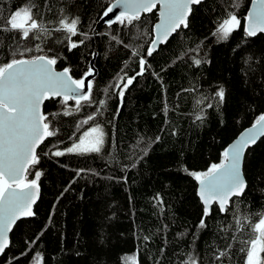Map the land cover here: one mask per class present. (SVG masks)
Returning <instances> with one entry per match:
<instances>
[{
    "label": "trees",
    "instance_id": "obj_1",
    "mask_svg": "<svg viewBox=\"0 0 264 264\" xmlns=\"http://www.w3.org/2000/svg\"><path fill=\"white\" fill-rule=\"evenodd\" d=\"M114 1L34 0L37 6L46 4L38 23L47 34L41 33L39 41H20L0 33V65L8 62V49L16 44L23 51L40 43L48 55L57 54L56 69L69 67L74 79L94 64L93 99L105 101L102 114L79 130L77 122L95 112V104L76 111L70 99L73 114L65 115L62 97L45 101V122L51 121L49 131H58L38 148L40 163L26 174L28 181L41 172L40 199L35 216L13 226L0 264H130L123 258L132 253L137 264H186L189 257L198 264H246V251L240 249L258 235L253 226L264 216V137L245 152L246 191L226 212L212 206L205 228L198 227L204 207L191 173L223 162L229 143L264 113V33L245 36L252 0L202 1L193 7L188 27L151 57L146 52L158 7L132 25L109 27L100 16ZM21 5L27 7L25 0H0V19ZM233 12L240 27L227 39H217L213 32ZM77 17L76 35L57 30L61 19L71 23ZM69 36L71 42L83 39L84 44L69 51ZM40 54L25 53V58ZM140 56L151 68L137 77L121 105L114 86L124 72L131 76L139 71ZM220 86L225 98L217 106L214 95ZM93 123L107 133L100 154L52 155L70 147ZM157 136L159 142L153 143ZM79 169L87 171L76 176ZM157 193L162 205L153 199ZM229 244L228 258L216 260ZM260 256L264 262V252Z\"/></svg>",
    "mask_w": 264,
    "mask_h": 264
},
{
    "label": "snow or ice",
    "instance_id": "obj_2",
    "mask_svg": "<svg viewBox=\"0 0 264 264\" xmlns=\"http://www.w3.org/2000/svg\"><path fill=\"white\" fill-rule=\"evenodd\" d=\"M202 0H116L114 5L108 6L100 19L109 27L113 23H120L125 27L132 25L133 21L140 20V13H149L160 3L161 23L156 24L153 29V38L149 42L146 52L151 57L161 44L167 43L172 33L176 32L181 26L188 27V17L192 13V5H199ZM25 5L19 6L6 18L0 19V33L6 32L13 34V39L18 36L20 41L41 39V33L47 34V29L42 28L38 20L42 17V6H37L34 0H25ZM122 7L124 10L113 18L105 19L115 8ZM129 9L133 11L129 13ZM2 17V14H0ZM79 18H73L71 23L67 18L59 21V30H66L70 35H76V28ZM247 28L246 37H256L258 33H264V0H255L254 9L246 17ZM241 21L235 13H228L227 18L223 19L213 36L224 40L237 28ZM87 37V34H83ZM113 40L116 37H112ZM68 50L78 48L84 44L81 39L78 42H71L68 37ZM49 52L51 49L48 50ZM25 53H42L25 58ZM10 59L8 62L0 65V253H3L9 245L8 234L13 225L22 217H33L35 212L32 206L36 203L39 194L38 181L41 178V172H35V178L26 181L25 172L28 168L35 167L40 163V158L36 153L37 147L50 136L56 134V131H49L51 121L45 122L47 117L41 112V105L46 99L62 97L60 103L65 115H72L67 101H75V110L79 111L84 106L96 105V111L88 115L83 121L77 122V130L89 121H95L97 115L102 114L105 101L98 102L93 99V83L95 80V66L90 65L87 71L80 79H73L70 76L71 69L65 67L63 71L54 70L57 63V54L48 55L45 50L36 43L32 48H24L19 51V45L8 49ZM94 55V54H93ZM133 55H137L134 51ZM199 65V59L194 60ZM148 62L144 56L139 57V71L128 76L127 72L119 77L115 84L118 89V96L123 104L125 93L137 80V77L143 76L151 68L145 67ZM163 71V69H162ZM159 75L157 73H153ZM91 77V79H89ZM87 81V85L85 84ZM108 89H105L107 93ZM188 91V90H184ZM225 89L220 86L214 95L217 106L224 102ZM83 102V103H82ZM208 108L213 104L209 103ZM165 114L167 106L165 105ZM56 115V114H53ZM202 115H197L196 119L203 120ZM163 131V130H162ZM93 134H96L93 139ZM76 133L73 132L72 136ZM72 136L69 139H72ZM105 133L101 125L93 123L87 130L81 132L75 142L63 151L56 150L52 153L55 157L65 154H76L80 156L100 154L104 148ZM264 137V113H261L255 120L252 128L247 130L242 139H240L230 150H225L224 161L219 164H212L206 172H192L191 175L199 182V196L205 206L204 214L198 227L205 228V218L211 213V202L216 201L221 212L226 211L228 201L232 196H241L247 183L242 176V154L257 141ZM157 136L155 142H159ZM139 143V142H138ZM143 154L147 155V149H143ZM143 157H141L142 159ZM135 167V164L132 165ZM87 170L79 169L76 176L85 173ZM127 180V177H124ZM74 182V180L72 181ZM66 187L61 193L67 192L71 186ZM159 204H163V199L159 193L153 198ZM161 211L163 209L161 208ZM237 230L242 227L240 219H236ZM254 233H258L255 238L247 242V247L241 248L246 251V264H264L260 253L264 252V216L253 226ZM36 239H39V235ZM145 240L148 238L145 237ZM35 240L32 242L35 244ZM227 245L225 250L219 251L215 259L222 261L228 258ZM23 255V254H22ZM186 264H198L193 257H189Z\"/></svg>",
    "mask_w": 264,
    "mask_h": 264
},
{
    "label": "water",
    "instance_id": "obj_3",
    "mask_svg": "<svg viewBox=\"0 0 264 264\" xmlns=\"http://www.w3.org/2000/svg\"><path fill=\"white\" fill-rule=\"evenodd\" d=\"M202 1H204V0H202ZM254 2H255V0H252L251 1V3H250V6H249V10H248V13H247V16H248V14L251 12V11H253V9H254ZM116 3V0L114 1V2H112V5H114ZM195 5H192V11H193V7H194ZM156 7H158V19H157V21L155 22V24H154V26L156 25V24H159V23H161V20H162V18H161V16H160V10H161V5H160V3H157V5H156ZM124 9L122 8V7H118V8H115L114 9V12L113 13H110L109 14V16L108 17H105V19H110V18H113L115 15H117V14H119L121 11H123ZM129 11V13H131L133 10L132 9H129L128 10ZM142 14H145V13H140V16H142ZM191 15V14H190ZM190 15H189V17H188V22H189V18H190ZM103 21V20H102ZM244 24H245V28H247V22L245 21L244 22ZM153 26V27H154ZM181 28H184L183 26H181L179 29H177V31L178 30H180ZM176 31V32H177ZM176 32H174V33H172V35L168 38V39H170V38H172V36L173 35H175L176 34ZM259 34V33H258ZM263 34V33H262ZM165 44V43H164ZM161 45H163V44H161ZM54 70L55 71H57V72H61V71H63V70H57L56 69V65H54ZM70 76H71V73H70ZM72 77V76H71ZM73 78V77H72ZM91 77H89V79H90ZM74 79V78H73ZM85 84L87 85V81H85ZM47 100V99H46ZM45 100V101H46ZM45 101L43 102V104L41 105V112L45 115V113H44V104H45ZM254 125V124H253ZM253 125H250V126H247V127H245V129H243L239 134H238V136L234 139V140H232V142L228 145V147H227V149L226 150H230L231 149V147L233 146V145H235L240 139H242V137L245 135V134H247V130L248 129H250V128H252L253 127ZM263 137H261L260 139H262ZM47 139V138H46ZM45 139V140H46ZM259 139V140H260ZM44 140V141H45ZM258 140V141H259ZM44 141H43V143H44ZM257 141V142H258ZM43 143H41L38 147H37V149H36V153L38 154V148H40L41 147V145L43 144ZM246 152V151H245ZM245 152L242 154V176H243V178L245 179L246 178V176H245V174H244V167H243V165H244V160H245ZM31 167V166H30ZM30 167L28 168V170L25 172V178H26V174L28 173V171H29V169H30ZM245 181H246V183H247V179H245ZM247 185H248V183H247ZM40 187V186H39ZM246 189H247V187L244 189V191H246ZM40 192H41V189L39 188V194H38V198H37V200H36V203L32 206V208H33V211H34V209H35V205L37 204V202H38V199H40ZM196 194H198V196H199V182H198V186H197V193ZM244 194V193H243ZM242 194V195H243ZM241 195V196H242ZM235 197H237V196H232V197H230V199H229V201H228V204H227V208L229 207V205L231 204V202H232V200H233V198H235ZM240 197V196H239ZM199 198H200V196H199ZM200 200H201V198H200ZM201 202H202V200H201ZM203 203V202H202ZM214 204H216L217 205V207H219V205H218V203L216 202V201H212L211 202V206H213ZM204 205V204H203ZM204 208H205V206H203ZM227 208H226V210H227ZM211 210H212V207H211ZM224 212H226V211H224ZM22 218H24V217H22ZM21 218V219H22ZM21 219H19V220H21ZM19 220H17L16 221V223L19 221ZM15 223V224H16ZM15 224L13 225V226H15ZM12 231H13V227H12V230L9 232V234H8V237H9V244H10V240H11V233H12ZM9 246V245H8ZM7 249V248H6ZM5 249V250H6ZM5 252V251H4ZM3 252V253H4ZM0 255H2V253H0Z\"/></svg>",
    "mask_w": 264,
    "mask_h": 264
},
{
    "label": "rangeland",
    "instance_id": "obj_4",
    "mask_svg": "<svg viewBox=\"0 0 264 264\" xmlns=\"http://www.w3.org/2000/svg\"><path fill=\"white\" fill-rule=\"evenodd\" d=\"M99 125H101V124H99ZM101 127L103 128V131L105 133L106 130L103 127V125H101ZM95 135L96 134H93V137H89V139H93ZM106 137H107V133H105V136H104L105 141H106ZM261 254L262 253H260V255ZM123 259H124V262L130 263V264H137V262H136L137 261V255L135 253L125 255Z\"/></svg>",
    "mask_w": 264,
    "mask_h": 264
},
{
    "label": "bare ground",
    "instance_id": "obj_5",
    "mask_svg": "<svg viewBox=\"0 0 264 264\" xmlns=\"http://www.w3.org/2000/svg\"><path fill=\"white\" fill-rule=\"evenodd\" d=\"M252 125H253V124H252ZM229 144H230V143H229ZM227 147H228V146H227ZM245 156H246V155H245ZM244 161H245V160H244ZM244 174H245V173H244ZM247 183H248V182H247ZM235 198H236V197H235ZM233 199H234V198H233ZM202 204H203V203H202ZM214 205H215V204H214ZM214 205H213V206H214ZM203 206H204V205H203ZM211 207H212V206H211ZM228 208H229V207H228ZM228 208H227V209H228ZM212 209H213V207H212ZM211 211H212V210H211ZM226 211H227V210H226Z\"/></svg>",
    "mask_w": 264,
    "mask_h": 264
}]
</instances>
